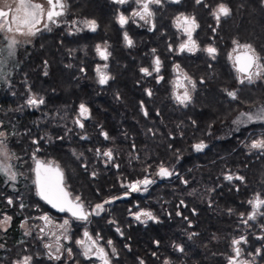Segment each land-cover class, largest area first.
<instances>
[{
  "label": "trees",
  "instance_id": "obj_1",
  "mask_svg": "<svg viewBox=\"0 0 264 264\" xmlns=\"http://www.w3.org/2000/svg\"><path fill=\"white\" fill-rule=\"evenodd\" d=\"M74 1L79 11L90 8L98 12L104 7L101 0ZM220 3L231 9V15L222 17L219 24L214 19L212 30H208L205 18L213 17L210 13ZM198 9L201 28L196 38L203 48H218L222 76L218 85L210 79H197L203 91H196L185 108L174 101L171 79L166 91L162 81L151 83L140 71L146 59L162 58L166 45L153 53V46L141 47V40L149 39L147 34L133 31L129 33L133 46L128 47L124 29L114 26L111 32L116 39L109 49L112 55L107 70L112 79L100 85L96 69L103 62L96 52L97 32L87 37L57 31L41 34L32 46L19 49L9 82L0 85V131L7 134L9 148L19 162L32 167L29 162L36 154L59 165L68 189L80 197L86 209L113 200L103 214L91 216V231L95 236L111 232L123 250L152 251L135 255L133 263H148V258L154 264L177 263L181 257L177 245L185 243L193 248L195 254L188 255L193 263L229 264V258L236 257L232 241L254 231L247 239L257 264H264V246L255 237L264 227V207L248 224L243 219L253 211L250 200L256 195L264 199V150L250 148L253 141L264 139V123L234 127L233 159L228 156V143L214 138L218 123L235 121L241 113L264 105V82L240 84L227 58L233 40L252 44L264 56V4L261 0H204ZM114 23L112 18L107 22L109 26ZM162 27L159 22L158 33ZM224 83L236 90V100H231L227 91L216 89ZM30 96L42 97L44 103L30 106ZM81 103L89 109L87 119L79 116ZM244 137L248 141L238 148V139ZM199 143L206 147L198 152L194 145ZM109 150L111 160L103 155ZM161 165L173 173L171 178L156 174ZM232 172L243 180L225 179ZM145 178L154 181L145 193L130 192L128 185ZM141 210L151 211L158 222L148 228L135 225L130 216ZM170 216L186 220L172 221L167 218ZM184 229L200 234L193 239L184 237ZM18 236V232L12 235L11 247H28ZM79 236L77 233L72 244L77 257L75 241ZM170 247H175L176 253L167 254ZM131 255L123 251L122 257ZM42 263H48L45 256Z\"/></svg>",
  "mask_w": 264,
  "mask_h": 264
},
{
  "label": "flooded vegetation",
  "instance_id": "obj_2",
  "mask_svg": "<svg viewBox=\"0 0 264 264\" xmlns=\"http://www.w3.org/2000/svg\"><path fill=\"white\" fill-rule=\"evenodd\" d=\"M38 1V3L44 4L46 7V0H35ZM104 7L101 8V11L93 12L90 8L86 9L85 11H79L77 8V1L74 0H65V3L67 5V10L65 14L58 19V24L53 25L49 24V27L51 28V31H48L43 27V23L39 25L40 31L37 32V34L33 37H26L23 35H20L13 31L12 33L5 32L6 35H17L19 40V45L22 47H29L32 46L36 38L41 34H48V33H54L57 31L64 32L66 34L69 33L70 36H74L75 34H84L88 37L89 33L92 31L83 28L81 24L77 23V27H81L82 30L77 32L75 31V28L72 27L73 21H83V20H95L97 23V29L95 32H97V36L95 37L96 46L100 45L103 47L105 44L107 45V50L110 53V56L107 61L102 60L103 65L107 64L109 66L110 63V57L112 55L111 51L109 50L110 47L113 45L114 40L116 39L115 36L112 35V28L114 26H117L119 29H124L125 32L129 33L133 31H141L142 33L147 34L149 39L141 40V47L151 46L150 51L153 52V49H155L158 52L159 48L164 45L163 55L162 58L158 55L153 56V58L146 59L143 63L144 66L141 68H148L149 71L152 72V75L146 76L149 78L151 83L153 81H157L158 77H163L161 85H163V88L168 91L171 88L172 94L175 92L177 95H181L180 92L184 91V88H176L174 86V81H176L178 78L182 81V83L188 88L189 91H203V89L199 90L200 87L197 84V79L203 81L205 79L213 80L215 81L216 85L218 83L216 82L219 79V76H222L219 74V56H218V48L217 54L215 59L211 58L203 49L209 47L206 46L203 48L202 44L197 40L196 36L197 33L200 31V10L198 9L200 5H197L195 3V0H180V3H173L172 0H162V3L160 6L153 5V10L155 12L153 23L155 25L152 30H149L151 25L145 24L143 21H140L138 18H136V22L133 23L132 20H129V23L125 25L123 28L120 27V25L117 23V16L121 13H123L126 16H131V13L137 9V5L134 3V0H129L128 3L124 5H118L113 3V0H101ZM76 5V6H74ZM197 6V7H195ZM4 10H8L7 8H4ZM184 14L186 16H194L196 19L197 24L199 27L196 29V31L193 33V38L196 40L199 49L195 53L184 51H179V45L183 43L187 37L182 33V31L178 30L175 25L174 21L175 18L180 15ZM211 14V13H210ZM11 16V12H10ZM114 21L115 23L112 25H108L107 22L109 20ZM206 19V29L213 28L214 24V17L205 18ZM159 22H163V27L161 31L158 33V25ZM198 31V32H197ZM215 31V29H214ZM94 33V32H93ZM215 33V32H214ZM130 37V36H129ZM158 37L159 39H156ZM210 37L212 41L215 37L211 35ZM0 39L2 41V35L0 34ZM162 39V40H160ZM212 42V43H213ZM126 43V42H125ZM215 43V42H214ZM171 48V50H170ZM147 52V51H146ZM148 53V52H147ZM235 55V53H233ZM159 58L161 61V68L160 72L156 73L153 71V61L155 58ZM193 63L194 65L191 66L190 64ZM180 66V69H182L183 73H186L191 80L195 83V89H192L191 85L188 84L187 81L183 80L182 76L178 77V73L174 71L176 65ZM230 66L232 71L234 70L232 66V62L230 61ZM103 65L100 66V68L103 69ZM109 67L106 69H103L107 72ZM142 73V72H141ZM237 74V73H236ZM238 75V74H237ZM172 80L171 87L169 88V80ZM159 81V82H160ZM241 84V83H240ZM216 89H219V91H236L232 90L229 83H224L221 87H216ZM231 89V90H229ZM212 90V89H211ZM207 91V90H206ZM174 98V96H173ZM193 98V97H192ZM231 99V98H230ZM233 100V99H231ZM174 101L177 103V105L181 106L182 108H185L186 106L179 104L175 98ZM216 129L214 130V138L218 143L220 142H227V152L228 156H230V159H233L235 154V142L233 139V133H234V120L231 121H222L221 123H218L216 125ZM248 141L247 137L239 138L238 139V148L242 143H245ZM36 144V143H35ZM223 146V145H221ZM10 149V148H9ZM12 152V151H11ZM35 159H38L40 161V158L36 157V154L33 155ZM35 159L32 158V161L28 163L25 162H17V167L15 165V170L17 172L18 181L16 183H10L7 178L4 175H0V219H3L4 216H10L12 219L10 221L9 226L7 227V231L0 230V264H14V262L21 260L24 256L30 255L32 256V264H44L42 263L43 257L45 256V259L48 263L46 264H100L99 261L95 260H86L81 254V250H79L80 257H77L73 251V256L68 257L66 252L62 253L60 260H51L47 256L48 249L44 247L45 243H54L55 238L51 236L52 232H56L57 235H60V230L55 228L54 225L62 224L64 220L69 221V233L70 241L61 240L60 243L64 246V248H72V244L74 242V237L78 233L80 236L78 239L83 238V233L85 231H88L90 235L93 236V238H96L92 231L91 226L89 224L91 216H89L87 221L82 220H76L73 217L70 216L67 212L61 213L55 208H52L50 205L46 204L43 200H41L36 195V188L35 184L33 183L35 179V173L32 171V169L35 167ZM46 162V161H43ZM231 166L234 167V163H231ZM19 172V173H18ZM233 177H235V172H232L231 174ZM172 176V175H171ZM171 176L168 177H162L164 179H169ZM153 181V179H150ZM231 181H235V178H233ZM154 183V181H153ZM151 183V184H153ZM66 184V183H65ZM149 184L148 187L151 185ZM234 186V184H232ZM67 187V185H66ZM68 189V187H67ZM70 192V190L68 189ZM131 191V190H130ZM147 191V190H146ZM144 190V186L141 185L138 191H131V192H146ZM72 193V192H70ZM73 195V194H72ZM74 197V195H73ZM12 200V204H8V200ZM113 203L114 201L111 200ZM23 205V207H21ZM45 211V212H44ZM47 215L50 217V219L53 221V225H50L48 227H45V222L39 217ZM154 216V215H153ZM155 217V216H154ZM133 223L138 226H143L145 228L151 227V224H155L158 222V218L156 220H147L146 223H140L139 221L135 220L134 213H132ZM169 220L172 221H181L185 222L186 217H174L170 216L167 217ZM245 220V223L248 224L250 220H248V217H243ZM18 223V225H15V223ZM23 225V227H22ZM114 229L117 230L116 225H111ZM191 227L192 224H190ZM41 228H45L44 232H41ZM18 232V239L22 240V244L29 243L28 247H11V240L12 235L14 233ZM26 232H30V235H25ZM117 234L123 238V233L116 231ZM192 233H195V235H192ZM254 234V231H250L247 235H245L242 242L244 243L242 246L241 244L239 247L241 248V255L239 257H232L236 258L238 261H247L249 264H257V258L254 257V254L252 252V245L248 241L247 237L251 234ZM115 234V236L117 235ZM199 232L190 231L189 233L186 232L184 229L183 236L184 237H190L193 239L194 236H199ZM117 235V236H118ZM101 239L99 240V243L106 248L107 251L110 253V259L111 264H137L133 263V259L135 258L137 261V257L135 255H139L141 253H147L151 254L152 251H150L148 248L144 250H140L138 248H132L128 247L126 249H121L120 246H118L115 242L112 236L111 232L104 231V233H100L99 236ZM255 237L257 240L260 241L262 246H264V227H262L261 231L258 233H255ZM111 240L113 242L112 247L116 249V255L111 256V249L107 246V241ZM246 244V246H245ZM42 245V247L40 246ZM178 248H182L183 251H179L181 257L179 258V261L177 263H172L171 261L167 264H200V261H197L195 263L192 262L191 258L188 257V255H194L193 248L186 247L185 243L178 244ZM43 251H42V249ZM146 250V251H145ZM123 251L126 253L132 254L131 256L122 257ZM43 252V253H42ZM167 254H174L176 253L175 247H170L169 250L165 251ZM246 254H249L248 256ZM134 257V258H133ZM125 261V262H123ZM141 261V260H140ZM127 262V263H126ZM140 264V263H139ZM144 264H154L153 260L151 258H148V263Z\"/></svg>",
  "mask_w": 264,
  "mask_h": 264
},
{
  "label": "snow or ice",
  "instance_id": "obj_3",
  "mask_svg": "<svg viewBox=\"0 0 264 264\" xmlns=\"http://www.w3.org/2000/svg\"><path fill=\"white\" fill-rule=\"evenodd\" d=\"M13 2L15 4L14 8L12 4L7 3V0H2L3 7H0V32L12 33L15 31L16 33L26 37L35 36L37 32L40 31L38 26L42 23L45 29L51 31L49 24L57 25L58 19L62 17L67 10L65 0H46L47 7L42 3L34 2V0H13ZM128 2L129 0H113V3L118 5H124ZM172 2L180 3V0H172ZM261 2L264 4V0H261ZM134 3L137 5V9L131 13L130 17L124 15L123 13L119 14L117 16V23L121 28H123L129 23L130 19L133 23H135L136 18H138L145 24L151 25L149 30H152V28L155 27L153 23L155 12L152 6H160L162 0H134ZM195 3L197 5L204 4V0H195ZM205 6L207 7V5ZM4 8H7L8 10L6 11ZM211 15L219 24L222 17L227 18L231 15V9L226 4L220 3L215 7V9L212 10ZM77 23L81 24L83 28H86L92 32H95L97 29V23L95 20H83L80 22L73 21L72 27H74L75 31L77 32L82 30L81 27L76 26ZM174 25L187 37V39L179 45L180 52L188 51L195 53L196 51L200 50L196 40L193 38V33L199 27L194 16L180 14L175 18ZM123 38L128 47L133 46V41L128 36L127 32L124 33ZM5 39L8 41L7 55L9 57L13 56L15 54L16 45L19 44V41L16 40L14 36L11 38L5 36ZM232 43L234 47L232 52L228 54L227 58L232 62V66L238 74L237 79L239 83L254 84L257 81L264 82V56L258 53L250 43L241 44L237 40H233ZM3 51L4 50H0V65L5 63V60L2 58ZM203 51H205L211 58L215 59L217 54V49L215 47L209 46L203 49ZM96 52L104 61H107L110 56L106 44L103 47L97 45ZM153 52H155V49H153ZM233 53H235V55H233ZM107 67V64L103 65V69H106ZM160 68L161 61L157 57L153 61V71L159 73ZM103 69L100 67H97L96 69L98 83L100 85H105L110 79H112V77ZM140 71L145 76L152 75V72L149 71L148 68H141ZM174 71L178 73V77L182 76L183 80L187 81L188 84L191 85L192 89H195V83L186 73H183L178 64L175 66ZM44 74L47 75V71H45ZM162 79V76L158 77L157 82ZM173 83L176 88H184L182 95H177L175 92L173 93L175 100L179 104L187 106V104L192 100L190 91L179 78ZM148 95H151L150 91L148 92ZM227 95L233 100L238 98L237 93L234 91H227ZM27 103L30 106H38L43 104L44 100L42 97L38 99L35 96H30ZM145 115H147V112H145ZM79 116L85 119L89 117V109L83 103L79 105ZM241 116L246 117L248 122H251L254 119L252 114L241 113ZM255 119L264 120V108H261L256 113ZM243 122L244 121L241 119L234 121L236 124ZM76 123L81 128L84 127L80 119H77ZM103 135L105 139H108L107 133H103ZM33 143H37V141L34 140ZM205 147L206 145L204 143L194 145L195 150L198 152L202 151ZM250 148L264 150V139L253 141L250 145ZM37 151H39V149H37ZM97 152L99 154V150H97ZM103 155L111 160L113 154L111 150H109L105 151ZM0 157L5 159L10 158L7 137L2 131H0ZM33 158L35 159V157ZM32 171L35 173V179L33 183L35 184L36 195L52 208L57 209L61 213L67 212L76 220L87 221L93 212L95 215H99L100 212L104 210V204L112 202L111 200H106L104 201V204H96L93 212H90L85 208L84 204L80 202L79 196L73 197L72 193L67 190L64 172L61 170L59 165L55 164L54 162H43L35 159V167L32 169ZM156 174L160 177H168L173 173L161 165ZM0 175H4L8 181L12 182H15L17 179V173L11 170V166H0ZM233 178L241 181L243 180V177L241 176L233 177L232 175H228L225 177V179L229 181H231ZM151 183H153L152 180L145 178L143 180L135 181L134 183L128 185V187L131 191H138L139 186L143 185L144 190L146 191L147 186ZM116 199H119V197H116ZM181 203H183V201H181ZM248 203L252 205L253 208L252 213L248 216V220H254L259 209L264 207V199H261L259 195H256L255 198L250 200ZM8 204H12L11 199L8 200ZM21 207H23V205H21ZM261 214L264 215V213ZM177 215H180V213L177 212ZM134 218L140 223H146L147 220H156V217L153 216L151 211L144 210L134 213ZM11 219L12 218L10 216H4L3 219H0V230L7 231V227L9 226ZM39 219L45 222V227L53 225V221L47 215H43L39 217ZM54 227L60 230V235H57L56 232H52L51 236L55 238L54 243L44 244V247L48 249V258L51 260H60L63 252H66L68 257H72V248H64V246L60 243L62 239L65 241H70L71 239L68 235L70 228L69 221L64 220L62 224L54 225ZM40 230L41 232H44L45 228H41ZM117 231L119 232V229H117ZM25 235H30V232H26ZM192 235H195V233H192ZM189 238H191V236ZM100 239L101 238L99 236L93 238V236L90 235L88 231H85L83 233V238L76 240L75 244L81 250L80 254L86 260L99 261L100 264H111L110 253L99 243ZM242 242L246 241H243V238L234 239L232 241L233 251L236 257L241 255V248L239 245ZM106 243L108 248L111 249V256H115L116 249L112 247L113 242L108 240ZM0 247H2V245H0ZM178 250L183 251L182 248H178ZM259 251L260 250L257 249V254H259ZM32 259V256L26 255L21 260L14 262V264H32ZM140 264H144V262L141 260ZM165 264H167V261ZM229 264H249V262L238 261L236 258H229Z\"/></svg>",
  "mask_w": 264,
  "mask_h": 264
},
{
  "label": "rangeland",
  "instance_id": "obj_4",
  "mask_svg": "<svg viewBox=\"0 0 264 264\" xmlns=\"http://www.w3.org/2000/svg\"><path fill=\"white\" fill-rule=\"evenodd\" d=\"M34 2H38V1H35V0H34ZM7 3L12 4L13 8L15 7V4H14L13 0H7ZM0 7H3L2 0H0ZM0 34L2 35V41L0 42V50H4V51H3V57H2V58L5 60V63L2 64V65H0V85H1L2 82H9V80H8V79H9V73H10L11 68H12V66L14 65V63H16V61H18V51H19V49H20L22 46H20L19 44H17V45H16V49H15V54H14L13 56H10V57H9V56L7 55L8 41L5 39V36H7V37H9V38H11V37L14 36L16 40H18L19 38H18L17 35H11V36H8V35L5 34V32H0ZM18 41H19V40H18ZM19 43H20V42H19ZM257 82H258V81H257ZM195 92H196V91H190L192 97H193V95H194ZM180 93H181V95L183 94V92H180ZM261 108H264V105L255 108L253 111L246 112V114H252V115H253L254 119H253V121H251V122H248V121L246 120V117H242L241 114H240V116H238V117L236 118V120L241 119V120H243L244 122H243V123H240V124H236V123H235V128H238V129H239V128H242V127H244V126L250 125V124H252V123H264V120H257V119H255V115H256V113H257ZM236 120H235V121H236ZM235 128H234V130H235ZM4 133H5V132H4ZM5 135H6V137H7V145H8V144H9V138H8V136H7L6 133H5ZM8 150H9V157H10V158L5 159V158H3V157H0V166H11V170L16 172V170H15V165H16V167H17V164H16V163L19 161V159H18V157H17L13 152H11V150L9 149V145H8ZM13 154H14V155H13ZM16 173H17V172H16ZM18 173H19V172H18ZM17 181H18V176H17V179H16L15 182H12V181H9V182H10V183H16ZM134 182H135V181H134ZM134 182H132V183H134ZM132 183H131V184H132ZM140 186H141V185H140ZM140 186H139V188H140ZM130 192H131V191H130ZM102 204H104V203H102ZM108 204H109V203L104 204V210L101 211L99 215L103 214V212L106 210V206H107ZM94 209H95V207L92 208V209H87V210L90 211V212H93ZM94 215H95V214H94V212H93L92 216H94ZM90 216H91V215H90Z\"/></svg>",
  "mask_w": 264,
  "mask_h": 264
},
{
  "label": "water",
  "instance_id": "obj_5",
  "mask_svg": "<svg viewBox=\"0 0 264 264\" xmlns=\"http://www.w3.org/2000/svg\"><path fill=\"white\" fill-rule=\"evenodd\" d=\"M60 167V166H59ZM61 168V167H60ZM62 170V169H61ZM68 190V189H67ZM57 210V209H56Z\"/></svg>",
  "mask_w": 264,
  "mask_h": 264
}]
</instances>
